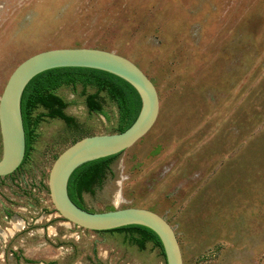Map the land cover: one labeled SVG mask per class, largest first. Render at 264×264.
Wrapping results in <instances>:
<instances>
[{
  "label": "rangeland",
  "instance_id": "1",
  "mask_svg": "<svg viewBox=\"0 0 264 264\" xmlns=\"http://www.w3.org/2000/svg\"><path fill=\"white\" fill-rule=\"evenodd\" d=\"M61 48L127 58L159 99L153 127L81 207L157 213L182 264H264V0H0V96L23 60ZM93 92H55L70 124L33 110L27 160L0 178V264H165L151 243L83 230L51 203L55 157L83 137L116 133L106 100L107 118L87 109Z\"/></svg>",
  "mask_w": 264,
  "mask_h": 264
},
{
  "label": "water",
  "instance_id": "2",
  "mask_svg": "<svg viewBox=\"0 0 264 264\" xmlns=\"http://www.w3.org/2000/svg\"><path fill=\"white\" fill-rule=\"evenodd\" d=\"M58 68L94 69L112 74L131 85L141 99L134 123L122 133L86 136L64 149L53 161L47 189L57 214L70 224L91 232H105L126 226H142L159 239L165 264H182L175 233L157 213L143 208L89 212L68 197L69 177L79 166L124 152L148 133L159 113V99L150 79L132 61L114 52L96 48H61L36 53L23 60L10 74L0 96V178L10 176L25 154V134L20 100L25 86L36 75Z\"/></svg>",
  "mask_w": 264,
  "mask_h": 264
},
{
  "label": "trees",
  "instance_id": "3",
  "mask_svg": "<svg viewBox=\"0 0 264 264\" xmlns=\"http://www.w3.org/2000/svg\"><path fill=\"white\" fill-rule=\"evenodd\" d=\"M77 85L83 89H94V92L85 98L86 107L90 112L101 113L107 118L102 108V103L107 101L116 119V133L124 132L137 119L141 110V99L138 93L127 82L112 74L85 68H58L42 72L28 82L20 100V113L25 134V154L20 167L26 162L36 136L34 131L37 119L31 118L33 110L41 106L48 111V117L58 118L70 124L72 119L63 112L66 105L55 95V92L61 87ZM120 154L87 162L73 171L67 183V194L76 206L83 209L80 205L82 194L90 192L94 185L101 184L103 175ZM108 232L130 234V241L140 249L145 243H151L160 249L164 257L158 237L145 227L132 225L96 233ZM15 258L18 259V256L15 255Z\"/></svg>",
  "mask_w": 264,
  "mask_h": 264
}]
</instances>
